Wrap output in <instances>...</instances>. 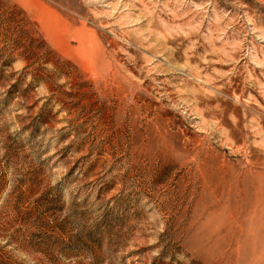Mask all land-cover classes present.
<instances>
[{
  "label": "rangeland",
  "instance_id": "rangeland-1",
  "mask_svg": "<svg viewBox=\"0 0 264 264\" xmlns=\"http://www.w3.org/2000/svg\"><path fill=\"white\" fill-rule=\"evenodd\" d=\"M0 264H264V0H0Z\"/></svg>",
  "mask_w": 264,
  "mask_h": 264
}]
</instances>
